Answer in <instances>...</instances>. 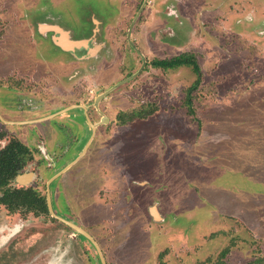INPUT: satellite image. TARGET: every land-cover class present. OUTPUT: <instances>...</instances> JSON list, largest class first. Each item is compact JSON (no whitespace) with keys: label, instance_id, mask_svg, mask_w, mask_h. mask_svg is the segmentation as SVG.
Returning <instances> with one entry per match:
<instances>
[{"label":"rangeland","instance_id":"1","mask_svg":"<svg viewBox=\"0 0 264 264\" xmlns=\"http://www.w3.org/2000/svg\"><path fill=\"white\" fill-rule=\"evenodd\" d=\"M249 1L259 8L253 16L264 18V0ZM112 4L113 0H0V73L7 75L15 62L22 69L29 67L22 73L28 81L23 78L22 83L40 91L38 101L49 105V67L59 79L76 67L81 72L69 79V85L90 86L93 92L86 97L90 103L115 86L103 103L112 117L129 112L136 119L155 111L131 126L110 128L135 133L94 140L71 173L79 171L82 180L78 204L83 224L93 227L89 228L108 264H264V26L236 27L232 17L239 15L230 12V19L223 22L215 18L211 29L206 19L192 16L195 12H183L187 34L197 31L193 39L179 36L166 45L138 42L135 46L152 61L151 66L118 85L125 73H135L141 66L136 52L127 59L129 45L117 44L113 49L109 35L97 39L90 34L85 40H97V46L105 44L106 49L98 59L74 64L71 56L49 44L53 36L49 24L76 32L85 26L83 20H105L110 25ZM191 53L199 75L187 65L165 71L152 67L155 61ZM106 65L118 73L100 79V84L94 72L82 70ZM85 147L80 146L70 159ZM37 173L43 182L51 175L43 166ZM106 196L114 203L112 209L104 207ZM150 207L158 208L164 220L156 212L155 222ZM14 221L0 209L2 224L11 226ZM48 225L49 247L54 246L49 262L101 264L88 240L50 219L38 229ZM19 238L24 242L16 234L8 243L15 240V245ZM20 254L31 264L26 251ZM14 260L11 264L18 261Z\"/></svg>","mask_w":264,"mask_h":264},{"label":"flooded vegetation","instance_id":"2","mask_svg":"<svg viewBox=\"0 0 264 264\" xmlns=\"http://www.w3.org/2000/svg\"><path fill=\"white\" fill-rule=\"evenodd\" d=\"M111 10L110 25H107L105 20H83L82 23L85 26L76 32L72 28L66 29V26L61 24H49V34L53 35L49 44L52 45V49L54 47L63 54L71 56L74 64L85 62L90 58L98 59L106 49L105 44L97 46V40L96 42L94 39L85 40L90 34L94 33L97 39L103 34L109 35L113 49L117 44L129 45L131 49L127 53V59H132L131 54L136 52L137 57L141 60V66L135 73L128 74L125 70L127 72L125 73L126 77L121 79L118 85L137 73L139 77L151 66L149 64L152 61H149L135 46L138 42L148 45H166L168 42L179 40V36L193 39L197 31L191 30L187 34L183 22L185 15L183 12H195L192 16L196 15L202 21L206 19V22L211 25V29L217 22L215 18H220L219 20L222 18L223 22V19H230V12H237L236 16L239 15L236 17L237 19L232 17V24L235 23L236 27L245 26L248 23L255 24V28L259 27L260 23L264 26L263 16L259 18L257 15L258 19L253 16L256 11L259 13L257 3L247 2V0H113ZM247 12L250 13L248 17H246ZM61 31L63 35H68L70 41L84 42L86 45L70 51L65 50L61 45ZM211 33L208 35L210 36ZM56 37L59 41L55 40ZM180 56L182 55L177 57ZM193 56L196 59V56ZM143 57L145 65L142 68ZM168 60L161 59L155 62ZM108 62L107 59V65ZM155 62L152 64L155 69L162 71L174 69H166L156 65ZM60 64L62 66L68 65L64 62ZM107 65L104 68L85 67L82 70L87 73L94 72L95 77H98L97 83L100 84V79L102 80L107 76L111 78L118 73L116 69ZM129 66L132 67V63ZM28 69L29 67L22 69L21 64L15 62L14 67L8 71L7 75L4 74L5 71L3 74L0 73V81L6 82L0 84V144L3 145L0 148V155L2 154L0 157L4 159L3 152L8 151L10 147L18 149V144L26 150L24 160L19 162L20 168L16 174L0 184V209L6 210L15 220L11 226L0 222V264H11L15 261L14 258L18 259L14 264H27V261L21 260L23 257L20 254L22 250L31 256V264H52V261L49 262V257H51L49 251L53 250L54 246L49 247V225L46 229H38L43 225V221H49V219L62 225L64 231L70 230L75 237L79 235L81 239L88 240L95 247L91 240L69 224L85 231L101 249L102 246L96 241L95 235L89 228L92 226L87 227L80 217L78 203L83 191L78 186L82 182L78 179L79 171L74 175L71 173L82 163V160L92 149L94 140L119 139L123 138L126 133H135L134 131L117 132L110 130V128L127 127L136 121L146 119L140 118V116L134 119L129 112H120L112 117L103 109V103L108 94L101 99L99 98L107 92L109 93L115 86L108 88L104 94L94 97L92 103L87 101V95L89 96V93L93 92L90 90V86L73 85V83L69 85V79L73 81V78L78 77L81 72L76 67L70 74H62L60 79L58 76L52 75V69L49 67V105L43 104L37 99V93L40 91L38 92L28 82L22 83V79H26L22 73ZM121 69L119 71L123 74ZM26 75L33 76L30 73H26ZM57 78L56 83L55 79ZM26 80L28 81V79ZM56 90L57 94L54 92ZM87 91L88 94H86ZM56 96V100H51L52 97ZM39 125L44 126L47 131L42 132ZM25 127L28 128L26 132L23 131ZM21 131L23 132L21 133ZM23 138L26 142L23 141ZM80 146L82 149L86 146L84 151L70 159L72 153ZM14 151L17 156L19 151ZM41 166L51 173L45 182L38 180L37 168ZM141 184L144 185L145 183ZM103 186L107 187V180ZM101 192L98 193L100 199H102ZM112 192L110 191V193ZM73 193L76 194V199ZM113 205V201L108 200L106 196L104 207L112 209ZM16 234L24 237V242H21L19 238V242L15 245V240L8 243ZM38 240H40V244L37 243ZM43 241H45L44 244H42ZM25 242L29 243L25 244ZM104 257L108 264L106 255ZM59 263L63 264L62 261Z\"/></svg>","mask_w":264,"mask_h":264},{"label":"trees","instance_id":"3","mask_svg":"<svg viewBox=\"0 0 264 264\" xmlns=\"http://www.w3.org/2000/svg\"><path fill=\"white\" fill-rule=\"evenodd\" d=\"M156 65L164 67L166 69L168 68H177L179 66H191L194 68V71L197 75L200 74V67L198 62L196 61L195 57L193 55H182L180 57H176L175 59L168 60V61H160V62H155ZM199 83V82H197ZM191 105L189 101V106ZM189 114L191 115L194 114L193 109L189 108ZM155 111H151L149 113L144 114L143 116H140V118H146L148 116H151ZM16 150L19 153L16 156ZM25 148L18 144V149H10L6 152H3L4 159H1L0 157V184L3 182L7 181L10 177H13L16 172L19 170V162L24 160L25 156ZM2 156V154L0 155ZM225 252L222 253V257L225 256ZM223 264V263H219Z\"/></svg>","mask_w":264,"mask_h":264},{"label":"water","instance_id":"4","mask_svg":"<svg viewBox=\"0 0 264 264\" xmlns=\"http://www.w3.org/2000/svg\"><path fill=\"white\" fill-rule=\"evenodd\" d=\"M61 40H62V42H61V45H62V47L65 49V50H74L76 47H81L82 45H86L84 42H72V41H70L69 40V38H68V35L66 34V36L65 35H61ZM143 59H144V57H143ZM144 65H145V59L143 60V66H142V68L144 67ZM136 75H138V73L137 74H135V75H133V76H131V77H129L127 80H125V81H128L129 79H132V78H134ZM120 85V84H119ZM110 92V91H109ZM108 94V92L106 93V94H104V95H102L99 99H101V98H103L104 96H106ZM71 227H74L78 232H80L82 235H84L85 237H87L89 240H91L92 242H93V244L95 245V247H96V249H97V251H98V254H99V257H100V260H101V263L102 264H107L106 263V260H105V257H104V255H103V253H102V251H101V249H100V247H99V245L93 240V238L88 234V233H86L85 231H83V230H81V229H79V228H77V227H75V226H73L72 224H69Z\"/></svg>","mask_w":264,"mask_h":264},{"label":"crops","instance_id":"5","mask_svg":"<svg viewBox=\"0 0 264 264\" xmlns=\"http://www.w3.org/2000/svg\"><path fill=\"white\" fill-rule=\"evenodd\" d=\"M156 209V210H155ZM153 208V210H152V208H151V217H152V219L155 221V222H158L157 220H158V218L160 217V219H162L163 217L161 216V214L159 213V211H158V209L157 208ZM156 212H157V214H158V216L159 217H157V214H156ZM153 213V214H152Z\"/></svg>","mask_w":264,"mask_h":264}]
</instances>
